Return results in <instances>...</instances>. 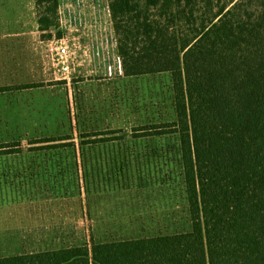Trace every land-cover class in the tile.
<instances>
[{
  "label": "trees",
  "instance_id": "trees-1",
  "mask_svg": "<svg viewBox=\"0 0 264 264\" xmlns=\"http://www.w3.org/2000/svg\"><path fill=\"white\" fill-rule=\"evenodd\" d=\"M106 2L120 74H170L174 120L131 134L177 137L190 229L3 255L0 264H264V0ZM34 4L41 31L60 27L59 0ZM67 138L29 144L74 146ZM20 151V142L0 143V155Z\"/></svg>",
  "mask_w": 264,
  "mask_h": 264
},
{
  "label": "rangeland",
  "instance_id": "rangeland-1",
  "mask_svg": "<svg viewBox=\"0 0 264 264\" xmlns=\"http://www.w3.org/2000/svg\"><path fill=\"white\" fill-rule=\"evenodd\" d=\"M33 1L0 0V18L30 17ZM59 4L60 27L45 34H51L49 43L62 40L69 46L70 73L63 77L58 58H48L49 79L56 77L61 83L50 85L44 104L37 105L43 118L38 120L37 135L18 139L28 145L31 138L67 136L65 142L75 145L7 158L59 161L65 176L57 181L59 193H51L56 184H50L54 179L48 177L34 186L40 190L34 192L39 202L26 200L19 183L11 187L1 180L0 256L90 244L92 239L110 241L190 229L176 163L177 137L131 134L141 124L174 120L170 74H120L106 0H59ZM36 96L39 93L33 95L34 103L39 101ZM104 136L121 137L80 143L83 138ZM31 203L34 214L25 216V206L29 209ZM7 243L11 248L4 247Z\"/></svg>",
  "mask_w": 264,
  "mask_h": 264
},
{
  "label": "crops",
  "instance_id": "crops-1",
  "mask_svg": "<svg viewBox=\"0 0 264 264\" xmlns=\"http://www.w3.org/2000/svg\"><path fill=\"white\" fill-rule=\"evenodd\" d=\"M45 33L39 28L34 1L30 17L0 18V143L20 142L21 149L17 153L0 155V158H6L0 161V182L4 180L11 187L20 184L24 188L26 200L32 202L40 200L34 197V192L40 193L34 186L40 185L48 177L49 180L54 179L50 184H56L51 187V191H54L51 193H59L61 189L57 181L63 180L65 176L64 164L59 161L33 163L7 160L23 152H47L64 148L33 150L34 145H23V141L18 139L21 136L37 135L35 131L39 129L38 120H43L42 111L37 110V105L44 104L42 99L47 96L50 85L61 83L56 77L54 81L49 79L47 48L50 37ZM38 93L40 96L36 97L39 101L34 103L33 95ZM47 169L54 171L49 172ZM24 211L25 216H33V203L29 209L25 206ZM29 240L34 243L31 238ZM4 247L11 248L8 243Z\"/></svg>",
  "mask_w": 264,
  "mask_h": 264
},
{
  "label": "built area",
  "instance_id": "built-area-1",
  "mask_svg": "<svg viewBox=\"0 0 264 264\" xmlns=\"http://www.w3.org/2000/svg\"><path fill=\"white\" fill-rule=\"evenodd\" d=\"M47 54L49 57H57L60 71L63 77H67L70 73V64L68 57L70 54L69 46L65 41L61 40L60 44L50 42L47 48Z\"/></svg>",
  "mask_w": 264,
  "mask_h": 264
}]
</instances>
